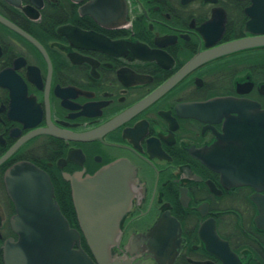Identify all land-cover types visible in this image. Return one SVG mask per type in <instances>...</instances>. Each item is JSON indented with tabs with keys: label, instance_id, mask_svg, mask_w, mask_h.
I'll list each match as a JSON object with an SVG mask.
<instances>
[{
	"label": "flooded vegetation",
	"instance_id": "af4514ba",
	"mask_svg": "<svg viewBox=\"0 0 264 264\" xmlns=\"http://www.w3.org/2000/svg\"><path fill=\"white\" fill-rule=\"evenodd\" d=\"M120 4L119 18L110 8ZM245 39L264 40V0H0V264L47 261L12 257L22 243L9 172L20 163L46 175L79 234L73 248L99 264L65 176L116 161L137 186L109 264H264V191L209 166L223 121L207 104L264 110V45L178 77L200 54Z\"/></svg>",
	"mask_w": 264,
	"mask_h": 264
},
{
	"label": "water",
	"instance_id": "95a60500",
	"mask_svg": "<svg viewBox=\"0 0 264 264\" xmlns=\"http://www.w3.org/2000/svg\"><path fill=\"white\" fill-rule=\"evenodd\" d=\"M117 11L120 18L124 7L110 8L113 14ZM91 15L99 21L95 9ZM258 45H264V40L245 39L200 54L178 77L209 59ZM135 50L137 58L148 59L149 53L144 48L136 45ZM207 104L215 110L217 119L223 121L222 134L218 145L212 147L209 166L228 184L250 185L264 191V110L251 101L234 98L215 99ZM9 175L8 193L17 207L14 221L22 243L13 249L12 257L18 258L22 250L24 258H45L43 264H92L80 247L73 248L79 234L68 227L60 214L46 175L25 163L14 166ZM65 178L70 181L77 220L90 253L97 263L109 264L119 235V221L130 208L137 186L134 169L124 161H116L92 176ZM24 264L32 263L25 260Z\"/></svg>",
	"mask_w": 264,
	"mask_h": 264
}]
</instances>
